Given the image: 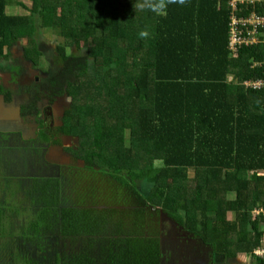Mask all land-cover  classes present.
Segmentation results:
<instances>
[{"label":"trees","instance_id":"16d2710c","mask_svg":"<svg viewBox=\"0 0 264 264\" xmlns=\"http://www.w3.org/2000/svg\"><path fill=\"white\" fill-rule=\"evenodd\" d=\"M23 2L26 16L5 12ZM230 2L0 0L1 58L25 40L23 59L36 65L37 31L62 40L54 47L60 65L19 115L35 114L40 96L67 98L54 130L78 140L64 150L82 162L57 163L66 178L42 180L45 196L41 186L24 218L26 239L52 230L55 253L81 240L71 264H160L158 221L147 225L144 205L163 209L209 264L260 246L252 212L264 207V88L245 83L264 79V44L229 50ZM126 181L146 183V195L131 200ZM69 184L80 190L77 203ZM7 215L2 206L0 218Z\"/></svg>","mask_w":264,"mask_h":264},{"label":"rangeland","instance_id":"374dc122","mask_svg":"<svg viewBox=\"0 0 264 264\" xmlns=\"http://www.w3.org/2000/svg\"><path fill=\"white\" fill-rule=\"evenodd\" d=\"M23 4L13 3L7 7V11L5 9V12L10 15L26 16L30 4L29 2ZM9 9H11L10 13H8ZM35 38L40 52L36 65L23 59L21 47L25 44V40L12 45L7 51L4 49L3 54L6 58L0 57V87L7 95V99L4 98L5 94L0 95V210L2 206L10 208V215L0 218V264H26V261L27 264H71L70 256L77 255L73 245L76 244L79 248L81 240L66 241L65 248L60 246L56 250L57 257L52 230L42 233L39 237L25 238L27 228L24 218L31 214L30 200H36V190L45 185L42 181L45 177L59 175L66 178L68 173L61 172L55 164L72 165L73 157L64 149L70 148L74 151L77 149L75 144L78 146V140L66 138L54 130L60 124L59 118L63 109L67 107V98H54L50 104L40 96L35 102V114L22 117L19 115V109L29 105L35 98L40 83L45 82L60 65L59 58L54 52L55 45L62 43L57 34L44 30L39 36L37 31ZM65 52L66 55H71L73 50L66 48ZM80 52L85 55L83 50ZM110 72L113 76L116 70L111 69ZM228 80L231 78L229 77ZM40 130L45 139L38 136L37 132ZM49 137H53L58 144L48 141ZM76 164L73 166L82 165V162L78 161ZM192 173L189 171L190 176ZM260 174L264 175V172ZM126 184L129 186L125 187L128 196L137 191L145 193L141 194L143 197L146 195L148 190L146 183L136 181V184L131 185L126 181ZM68 188L70 189L68 195L74 203H77L80 190L75 191L71 184ZM43 192L45 196V186ZM132 198L131 196V200ZM142 207L143 213L145 211L151 213L147 225H152L156 218L158 221L162 245L160 264H209V258L202 255L203 250L196 249L195 240L176 226L163 209H148L144 205ZM7 232L22 235L20 237L7 235ZM94 245L98 246L97 238L94 239ZM217 264H249V260L245 258L240 262L237 258L227 261L218 258Z\"/></svg>","mask_w":264,"mask_h":264},{"label":"built area","instance_id":"2783aa9c","mask_svg":"<svg viewBox=\"0 0 264 264\" xmlns=\"http://www.w3.org/2000/svg\"><path fill=\"white\" fill-rule=\"evenodd\" d=\"M228 23V48L232 53L239 46H255L264 43V0H231ZM258 65L254 63L253 66ZM264 88V79L248 81L245 85Z\"/></svg>","mask_w":264,"mask_h":264},{"label":"crops","instance_id":"0c3cea01","mask_svg":"<svg viewBox=\"0 0 264 264\" xmlns=\"http://www.w3.org/2000/svg\"><path fill=\"white\" fill-rule=\"evenodd\" d=\"M7 11V8H6ZM11 12V9L8 10V13ZM233 195L229 194V198H232ZM231 216V219H228V217ZM252 216L254 218V221H256L259 225L260 231L264 232V207L263 206H259L256 207L255 210L252 212ZM227 219L228 220H233L234 219V213L233 212H228L227 213ZM262 225V226H261ZM161 234V233H160ZM259 249H262L260 247H258ZM256 248V249H258ZM238 259L240 262L242 260H245V258H247L249 260V264H258L256 261V256L252 255V254H238L234 259Z\"/></svg>","mask_w":264,"mask_h":264},{"label":"clouds","instance_id":"9594fccd","mask_svg":"<svg viewBox=\"0 0 264 264\" xmlns=\"http://www.w3.org/2000/svg\"><path fill=\"white\" fill-rule=\"evenodd\" d=\"M180 2L183 3V0H180ZM164 4H165V0H159V4L157 6L160 7V6H163ZM228 23H229V19H228ZM263 33H264V31H263ZM141 35H144V33H141ZM227 42H228V38H227ZM262 44H264V43H262ZM258 45H261V44H258ZM259 247L262 249H259V248L255 249L252 254L256 257L262 258L264 256V233L261 237Z\"/></svg>","mask_w":264,"mask_h":264}]
</instances>
